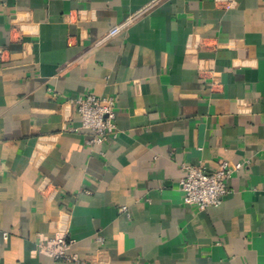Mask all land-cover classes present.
<instances>
[{
  "label": "crops",
  "instance_id": "obj_1",
  "mask_svg": "<svg viewBox=\"0 0 264 264\" xmlns=\"http://www.w3.org/2000/svg\"><path fill=\"white\" fill-rule=\"evenodd\" d=\"M150 1L0 0V264H264V0H161L97 45ZM223 161V202L186 206L182 165ZM60 231L80 262L38 252Z\"/></svg>",
  "mask_w": 264,
  "mask_h": 264
},
{
  "label": "built area",
  "instance_id": "obj_2",
  "mask_svg": "<svg viewBox=\"0 0 264 264\" xmlns=\"http://www.w3.org/2000/svg\"><path fill=\"white\" fill-rule=\"evenodd\" d=\"M160 2L161 0H151L143 8L130 14L100 38L97 45H102L123 33L132 22L151 11ZM70 101L77 106L81 117V130L88 133L86 139L88 146H101L118 136L115 98L87 93L71 98ZM243 166V163L231 165L228 161H223L217 170L207 172L199 165L184 163L183 176L179 183L182 202L199 210L221 204L230 191L228 180ZM75 242L76 240L70 237L67 231H60L55 237L41 236L37 250L54 260L80 262V257L70 251Z\"/></svg>",
  "mask_w": 264,
  "mask_h": 264
}]
</instances>
